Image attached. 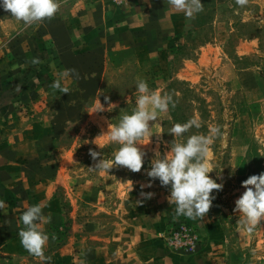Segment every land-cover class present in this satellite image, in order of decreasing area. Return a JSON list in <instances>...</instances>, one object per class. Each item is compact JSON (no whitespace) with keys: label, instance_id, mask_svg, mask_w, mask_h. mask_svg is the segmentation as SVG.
Returning a JSON list of instances; mask_svg holds the SVG:
<instances>
[{"label":"rangeland","instance_id":"1","mask_svg":"<svg viewBox=\"0 0 264 264\" xmlns=\"http://www.w3.org/2000/svg\"><path fill=\"white\" fill-rule=\"evenodd\" d=\"M81 1L58 0L54 18L31 26L0 7V126L32 131L11 139L25 150L15 148L8 157L30 164L25 169L30 184L44 181L40 193L46 195L53 243L44 253L46 264L52 251L87 248L110 254L106 264H264V221L249 234L239 230L240 215L233 211L245 191L242 181L264 172V0H249L243 8L235 0H201L203 10L193 18L168 0L157 3L154 17L137 20L138 44L102 52L90 73L61 80L70 89L61 94L50 87L63 70L59 57L47 53L45 35ZM33 58L41 63L33 65ZM141 79L176 103L149 122L152 136L138 145L146 153L141 172L90 169L119 150L99 135L133 112ZM105 96L116 105L109 111ZM99 100L105 111L93 113ZM192 118L201 127L175 142L219 127L221 135L210 146L209 175L223 184L212 193L209 213L195 220L177 217L176 205L167 199L170 186L146 174L156 151L161 157L170 151L169 130ZM38 129L45 139L33 137ZM89 149L101 157L93 161ZM141 192L153 195L145 199Z\"/></svg>","mask_w":264,"mask_h":264},{"label":"clouds","instance_id":"2","mask_svg":"<svg viewBox=\"0 0 264 264\" xmlns=\"http://www.w3.org/2000/svg\"><path fill=\"white\" fill-rule=\"evenodd\" d=\"M235 3L243 8L249 0H235ZM168 4L175 11L183 12L187 18H193L194 14L203 10L201 0H168ZM60 6L58 0H0V7L10 12L13 18L23 22L25 26L54 18ZM31 63L38 65L41 61L39 58H33ZM73 74H76L75 69H65L60 73V78L50 87L61 94H68L70 89L62 86L61 80ZM136 91L138 95L133 112L124 114L117 125H109L108 131L99 135L107 136L111 142L119 144V150L114 153L112 159L101 158L90 169L109 173L114 167H123L133 173L141 172L146 153L141 151L138 145H141L139 142L145 137L152 136L149 122L157 121L162 113L169 111L170 105L175 108L176 103L170 94L161 95L157 91H151L147 82L142 79L137 81ZM105 102L108 103V111L110 106H116L107 96H105ZM103 111H105L104 105L99 100L97 110L93 113ZM193 127L197 129L201 127L199 119L192 118L183 124L176 123L168 133L174 137L170 144V151L162 157L160 152L156 151L150 170L146 174L150 181L158 179L161 186H170V195L167 199L169 203L176 205L177 217L184 216L195 220L204 218L209 213L212 202L216 198L212 193L214 190L221 191L223 184L217 183L210 177L209 173L213 170H210L208 160L214 138L221 135L220 128L212 127L208 135L193 134L185 143L175 142ZM89 155L93 161H97L102 154L89 149ZM151 186L149 182L147 187ZM241 187L245 191L235 201L233 211L240 215L239 230L251 234L256 226L264 221V172L249 176L242 181ZM141 195L145 199H150L153 194L141 192ZM0 209H6V203L3 200H0ZM20 221L23 228L18 232V237L22 247L34 257L47 259L44 256V249L49 236L40 229V224L50 223L51 217H46L43 206L36 204L29 206L23 212Z\"/></svg>","mask_w":264,"mask_h":264},{"label":"crops","instance_id":"3","mask_svg":"<svg viewBox=\"0 0 264 264\" xmlns=\"http://www.w3.org/2000/svg\"><path fill=\"white\" fill-rule=\"evenodd\" d=\"M79 3L81 5L72 9L68 19L54 22L45 35L47 53L59 57L61 65L58 69H75L76 74L72 76L90 73L102 52L138 44L137 20L154 17L157 3H167V0H84ZM30 132H12L0 126V200L6 203V209H0V264H46L45 259L30 255L18 237L23 228L20 216L29 206L41 204L47 217L44 211L46 195L40 193L44 181L35 178L37 181L30 184L29 174L25 171L30 164L9 161L8 157L15 148L19 152L25 150L20 142L12 145L11 139H21ZM32 135L40 140L45 139L46 133L38 129ZM40 229L50 237L46 223H41ZM52 245L48 240L44 253ZM113 256L115 260L119 259L117 253ZM110 257L104 250L99 255L89 248L81 252L70 250L69 253L56 250L51 252L49 264H62L63 261L64 264H94L98 258L100 264H106L111 261Z\"/></svg>","mask_w":264,"mask_h":264},{"label":"trees","instance_id":"4","mask_svg":"<svg viewBox=\"0 0 264 264\" xmlns=\"http://www.w3.org/2000/svg\"><path fill=\"white\" fill-rule=\"evenodd\" d=\"M170 87V84H169V86H168V88ZM180 124H183L184 122H179Z\"/></svg>","mask_w":264,"mask_h":264}]
</instances>
